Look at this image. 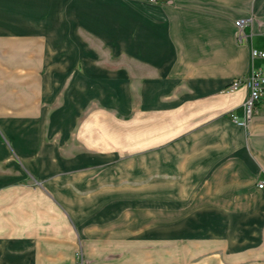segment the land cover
Returning <instances> with one entry per match:
<instances>
[{"label": "crops", "instance_id": "crops-1", "mask_svg": "<svg viewBox=\"0 0 264 264\" xmlns=\"http://www.w3.org/2000/svg\"><path fill=\"white\" fill-rule=\"evenodd\" d=\"M263 35L264 0H0V264H264V103L225 90Z\"/></svg>", "mask_w": 264, "mask_h": 264}, {"label": "built area", "instance_id": "built-area-1", "mask_svg": "<svg viewBox=\"0 0 264 264\" xmlns=\"http://www.w3.org/2000/svg\"><path fill=\"white\" fill-rule=\"evenodd\" d=\"M250 19H239L234 22L236 27V40L240 42L244 37L243 27L250 23ZM250 59L252 61L259 60L264 63V35L263 44L261 48L250 49ZM240 87H245L248 91L247 97L242 104V117L238 118L233 112L229 117L237 124L246 126L253 115L257 112V105L264 103V66H253L248 75L233 79L226 87L225 90L232 92ZM258 189L264 190V180L257 183Z\"/></svg>", "mask_w": 264, "mask_h": 264}, {"label": "rangeland", "instance_id": "rangeland-1", "mask_svg": "<svg viewBox=\"0 0 264 264\" xmlns=\"http://www.w3.org/2000/svg\"><path fill=\"white\" fill-rule=\"evenodd\" d=\"M94 48H98V47H95L93 45V43L91 44ZM99 46V45H98ZM92 48L93 51H95V49ZM91 49V48H90ZM100 50V53L98 54V58L101 59L103 58V60H106L108 62H111L113 63V65H117L118 69L122 70V69H125L126 68V65H127V62H126V59L125 58H121V57H112V56H108V52H107V49H105L104 47H100L99 48ZM98 60V59H97ZM108 66H111V65H108ZM76 70H78V72H83L84 70V67H83V64L82 63H78L76 66H75ZM99 105L101 104L100 102L98 103ZM91 106H89L87 108V111L89 110ZM94 110V109H93ZM89 114V113H88ZM125 118V117H123ZM200 218H198L199 220ZM199 226H201L200 224H198ZM187 247L190 249L191 251V246L189 247L187 245ZM152 253H154V255H152V260H151V263L150 264H159V262L161 264H182L181 263V260L182 259V251H184V249H186L185 246H183L181 243H167V246L165 247H160L159 244H152L151 247H150ZM195 251L198 250V251H202V249L204 248V246L200 245L197 249L194 248V246L192 247ZM192 249V250H193ZM136 251H139V249H136ZM164 252L166 253V255H164ZM161 254V255H160ZM180 255V256H179ZM115 256V255H112V256H102L101 258H104V262H107L110 261V260H118L119 261H125L127 262V256ZM159 259V260H158ZM165 259V262H162L161 260ZM102 261V260H101ZM94 257H89V256H86L85 259H83V256H81V253L80 251H76V254H75V257H74V264H95L94 263Z\"/></svg>", "mask_w": 264, "mask_h": 264}, {"label": "bare ground", "instance_id": "bare-ground-1", "mask_svg": "<svg viewBox=\"0 0 264 264\" xmlns=\"http://www.w3.org/2000/svg\"><path fill=\"white\" fill-rule=\"evenodd\" d=\"M57 219H58V218H57ZM57 219H56V220H57ZM58 226H59V225H58Z\"/></svg>", "mask_w": 264, "mask_h": 264}]
</instances>
